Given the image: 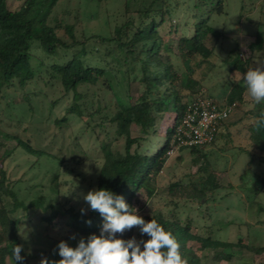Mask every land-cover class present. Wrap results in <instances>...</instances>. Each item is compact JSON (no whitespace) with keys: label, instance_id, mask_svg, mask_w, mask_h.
I'll list each match as a JSON object with an SVG mask.
<instances>
[{"label":"trees","instance_id":"obj_1","mask_svg":"<svg viewBox=\"0 0 264 264\" xmlns=\"http://www.w3.org/2000/svg\"><path fill=\"white\" fill-rule=\"evenodd\" d=\"M89 1L97 3L103 10L108 0ZM227 1L124 0L126 20L109 35L88 36L85 29L89 22L80 19L79 10L76 14L69 9L54 14L59 0H22L16 9L9 7L8 0H0V107L3 110L7 103L13 109L27 106L29 115L34 118L39 106H43L48 117L43 123L37 120L31 125H23L25 119L13 118L12 114L6 115L1 110L0 147L4 146L1 138L13 139L29 155L57 158L62 164L68 159L64 148L72 145L75 149L70 157L72 161L77 157L89 158L83 142L94 137L98 153L102 155L97 189L105 188L123 196L133 208V199L143 188L150 198L166 193L186 200L183 205L172 200L173 207L167 214L161 210L142 217L146 222L156 220L173 233L188 264H211L204 257L208 250L213 251L212 258L219 264L230 262L237 247L262 254L264 245L243 243L242 238L231 241L217 236L221 229L217 223L206 225L189 214L182 217L186 209H201L215 200V192L222 187L215 173L208 170V166L214 164L212 152L205 151L208 145L180 149L189 150L195 164L200 165L199 178L190 184L185 182V185H182L184 180L179 179L160 190L156 186V177L172 156L170 151L176 126L193 95L204 90V74L215 65L212 61L214 50L205 40L210 34L220 38L221 32L211 24V17L215 13H225ZM180 9H183L185 19L179 15ZM66 14L72 15L74 21H67ZM77 21L81 23V29ZM166 30L174 35L170 40H166ZM93 38L104 45V52L98 48L94 52L95 45L89 42ZM249 49L251 55L245 58L247 62L255 52L264 55V32L257 33ZM162 50L167 55L179 57L186 70L178 72L171 59H164ZM48 55L53 58L47 59L45 56ZM111 63L115 65L111 67ZM246 66L239 69L246 71ZM39 83L60 93L52 98L48 91L45 93L36 88ZM133 84L139 86L136 96L130 93ZM244 87L234 89L220 102L243 104ZM68 98L71 100L65 109L53 118L57 105ZM167 114L175 115L174 122L167 127L155 150L150 137L158 132L160 122ZM262 119L264 101L246 112L238 124L247 123L239 126L248 132L243 136L248 145L242 146L241 150L250 154H254L251 151L260 152L259 162L264 164V123H258ZM14 121L13 130L6 128ZM36 124L51 131L50 148L45 145L48 136L44 138V130L37 131ZM227 127L225 123L221 125L211 144H215L220 136L232 135L227 132ZM14 153L15 149L0 152V264H15L12 257L15 244L23 246L22 264H31L21 234L30 209L42 210L40 219L47 228L66 227L64 237L67 239L75 235L76 239L69 244L73 248L81 237L86 239L91 234H100L103 219L89 206L84 213L82 208L64 210L57 203L47 201L44 195L27 203L20 196L19 179H13L8 173L7 162ZM251 157L253 161L254 155ZM190 200L196 203L195 208ZM89 220L91 224L87 223ZM193 225L201 230L194 232ZM216 225L220 228L216 229ZM135 229L125 231L123 235L118 233L117 237L131 239Z\"/></svg>","mask_w":264,"mask_h":264},{"label":"rangeland","instance_id":"obj_2","mask_svg":"<svg viewBox=\"0 0 264 264\" xmlns=\"http://www.w3.org/2000/svg\"><path fill=\"white\" fill-rule=\"evenodd\" d=\"M21 2L22 0H8V5L10 8L16 9ZM123 2L124 0H108L107 6L101 10L97 3L89 0H59L54 8V14H62L66 9L76 14L78 13L76 11L79 10L80 19L89 22L85 29L86 35H109L117 25L123 23L127 18ZM178 13L183 19V9H180ZM69 15L66 14V20L74 21V17ZM211 24L221 32V36L217 39L210 34L205 40L207 46L214 50L212 61H215V65L204 74L206 76L203 84L204 90L220 102L228 91L240 90L244 86L242 76L249 68L264 63V55H258L256 52L249 62L245 60V57L251 55L249 45L255 40L257 33L259 31L264 32V0H228L226 12L213 14ZM78 26L81 29V23ZM165 35L166 40H170L174 36L169 33V30L165 31ZM89 42L94 43V52H97L98 49L104 52L105 47L97 38H93ZM161 53L165 60L171 59L178 72L182 73L186 70L179 57L173 54L167 55L164 50ZM45 57L49 60L53 58L49 55ZM107 59L110 61L112 58ZM246 62L249 63V67L246 66ZM114 65L112 64L111 67ZM240 66H246V71L240 70ZM37 86L39 87L36 88L42 89L45 93L48 91L52 98H56L60 93L58 90L49 89L44 83H39ZM138 92L139 86L133 84L130 93L136 96ZM242 95L246 103H240L239 113L231 118L232 121L233 119L239 121L245 117L246 112L253 109L257 104L250 96L246 86ZM70 100L69 98L64 99L57 105L53 118L58 112L60 113L62 109H65ZM37 103L39 105L40 102ZM35 106H37L36 103ZM1 110L2 107H0ZM3 112L6 115L12 114L13 118L25 119L26 122L23 125H31L37 120L43 123L48 118L43 106H39L34 118L29 115L27 106L13 109L7 103L1 113ZM174 117V114H167L160 122L158 132L150 137L155 150L158 147L157 142L162 140L167 127L173 124ZM13 124L15 121L8 123L9 127L6 128L13 130ZM246 124L245 121L244 124L240 123L229 128L230 132L229 130L227 132L232 135L220 136L215 144H210L205 148V151L212 152L214 158V164L208 166V170L215 173L217 181L222 187L215 192V200L208 202L201 209H186L182 217L186 218L189 214L200 218L204 222L203 224L209 223L210 225L213 222L219 224L221 229L219 226H215L216 229H219L217 236L224 239L237 241L238 238H242L243 243L264 245V209L262 210L264 208V164L259 162L260 152L256 154V151H251L254 154H250L241 150L242 146L248 145V141L243 139L244 134H248V132L245 128H240ZM44 128L41 127V124L35 125L37 131L42 132L44 130V138L48 136L45 139V145L50 148L49 141L51 139L49 135L51 131ZM93 138H86L83 142L89 151V158L77 157L72 161L70 157L73 150L75 151L72 145L69 148H64V153L68 159L62 164L57 162V158L29 155L19 148L13 139L1 138L4 146L0 147V152L3 153L6 149H15L11 161L7 162L8 173L13 179H19L18 190L20 196L27 203L40 195H44L47 201L57 203V206L64 210L70 207H74L76 210L87 209L88 204L83 200V195L92 189H97L96 179L102 163V155L98 153V143H95ZM62 155L65 157L64 154ZM253 155L254 160L251 161ZM192 156L189 150L175 151L170 156L163 171L156 177L157 189L165 188L171 182L179 179H183L182 185H185L199 178L200 165L195 164ZM172 200L181 202L182 205L186 201L178 195L168 196L166 193H160L150 198L147 190L143 188L135 195L133 205L134 208L138 209V215L152 216L161 210L167 214L169 209L173 207L174 202ZM190 202L195 208L196 203H192L191 200ZM29 213L21 233L29 262L40 264L42 256L50 260L61 259L58 255V243L64 240L70 244L73 240L64 237L67 232L66 227L47 228L40 219L41 209H30ZM199 230H201L199 226L193 225L194 232ZM134 237L138 241L148 239L147 234L141 235L138 226L134 230ZM212 255V250L205 251V260L211 264H219L213 260ZM222 264H264V252L254 254L246 248L237 247L233 250L232 260Z\"/></svg>","mask_w":264,"mask_h":264},{"label":"clouds","instance_id":"obj_3","mask_svg":"<svg viewBox=\"0 0 264 264\" xmlns=\"http://www.w3.org/2000/svg\"><path fill=\"white\" fill-rule=\"evenodd\" d=\"M242 80L256 103L264 101V63L249 68ZM258 123H264V119ZM83 200L102 217L100 234H91L86 239L81 237L75 248L61 240L57 245L61 259L50 260L42 256L40 264H188L173 233L154 219L146 222L123 196L99 188L88 191ZM85 211L81 209L82 213ZM87 223L91 224V221ZM137 226L141 235L147 234L149 239L138 241L136 237L128 240L117 237L118 233L123 235ZM70 239H76V236ZM22 251L23 246L15 244L12 249L15 264H22Z\"/></svg>","mask_w":264,"mask_h":264},{"label":"built area","instance_id":"obj_4","mask_svg":"<svg viewBox=\"0 0 264 264\" xmlns=\"http://www.w3.org/2000/svg\"><path fill=\"white\" fill-rule=\"evenodd\" d=\"M238 106L237 101L219 102L206 90L195 93L181 122L176 126L170 153L214 142L221 125L227 122Z\"/></svg>","mask_w":264,"mask_h":264},{"label":"crops","instance_id":"obj_5","mask_svg":"<svg viewBox=\"0 0 264 264\" xmlns=\"http://www.w3.org/2000/svg\"><path fill=\"white\" fill-rule=\"evenodd\" d=\"M250 57V56H249ZM245 58H248V57H245ZM234 85V84H233ZM231 91H228V93L227 94H225V96H223L222 97V99H221V101H223V100H225L226 99V97H227V95L230 93ZM244 103H246L245 102V99H244ZM239 107H240V104H239ZM239 107L231 114V116L229 117V119L227 120V122L225 123L226 125H228V127H227V130H229V132H230V129L229 128H231V127H235V126H237V124L241 121V119H243V118H241L239 121H235L234 119H233V121H232V119L231 118H233L234 116H236L238 113H239ZM232 121V122H231Z\"/></svg>","mask_w":264,"mask_h":264}]
</instances>
